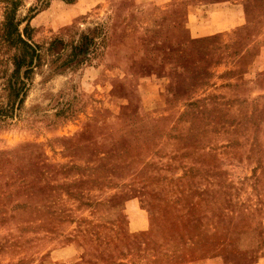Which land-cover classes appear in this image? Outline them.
<instances>
[{"label":"rangeland","instance_id":"rangeland-1","mask_svg":"<svg viewBox=\"0 0 264 264\" xmlns=\"http://www.w3.org/2000/svg\"><path fill=\"white\" fill-rule=\"evenodd\" d=\"M18 1L0 264H264V0Z\"/></svg>","mask_w":264,"mask_h":264},{"label":"trees","instance_id":"trees-1","mask_svg":"<svg viewBox=\"0 0 264 264\" xmlns=\"http://www.w3.org/2000/svg\"><path fill=\"white\" fill-rule=\"evenodd\" d=\"M19 4L18 0H7L6 21L0 29V52H13L8 59L12 69L4 71L3 90L8 103H0V123L19 116L28 97L30 82L37 71L48 64L46 57L51 53L32 41L29 24L23 33L20 32Z\"/></svg>","mask_w":264,"mask_h":264}]
</instances>
